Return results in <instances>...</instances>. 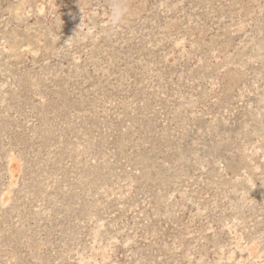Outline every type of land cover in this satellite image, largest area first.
Instances as JSON below:
<instances>
[{
  "label": "rangeland",
  "instance_id": "374dc122",
  "mask_svg": "<svg viewBox=\"0 0 264 264\" xmlns=\"http://www.w3.org/2000/svg\"><path fill=\"white\" fill-rule=\"evenodd\" d=\"M0 264H264V0H0Z\"/></svg>",
  "mask_w": 264,
  "mask_h": 264
}]
</instances>
